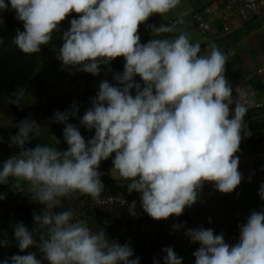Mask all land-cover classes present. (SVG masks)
I'll return each mask as SVG.
<instances>
[{
    "label": "clouds",
    "instance_id": "obj_1",
    "mask_svg": "<svg viewBox=\"0 0 264 264\" xmlns=\"http://www.w3.org/2000/svg\"><path fill=\"white\" fill-rule=\"evenodd\" d=\"M260 1L0 0V39L35 58L0 77V264H264V207L215 209L264 160L241 156L264 140L254 76H226L240 28L264 34Z\"/></svg>",
    "mask_w": 264,
    "mask_h": 264
},
{
    "label": "crops",
    "instance_id": "obj_2",
    "mask_svg": "<svg viewBox=\"0 0 264 264\" xmlns=\"http://www.w3.org/2000/svg\"><path fill=\"white\" fill-rule=\"evenodd\" d=\"M197 0H189V8L196 5ZM186 9H182L178 14L173 15L182 16L186 13ZM185 25L191 26L189 20H185ZM236 23V22H235ZM242 27V24L237 23ZM256 26L259 27V21L254 20L247 25L240 28L243 34V39H251L249 47H241L239 50V57L234 59L228 58L227 79L231 84H235L237 79L245 75H253V84L248 85L244 92L247 94V108L256 107L257 105L264 106V34L256 32ZM262 68L263 73L261 75H255V70ZM256 91V95L252 97L249 94L251 90ZM254 99V101H252ZM264 151V140L258 146L246 147L241 156L247 157L255 153ZM264 182V160L262 166L257 170V177L250 185H244L238 188L236 192L232 194H219L215 202L216 213L220 216L222 221L237 224L244 222V218L249 214L252 209L260 210L264 207V201H261L258 196V190L260 184ZM237 205H242L243 212L240 213L236 210ZM236 243V242H235ZM234 244V243H229Z\"/></svg>",
    "mask_w": 264,
    "mask_h": 264
},
{
    "label": "trees",
    "instance_id": "obj_3",
    "mask_svg": "<svg viewBox=\"0 0 264 264\" xmlns=\"http://www.w3.org/2000/svg\"><path fill=\"white\" fill-rule=\"evenodd\" d=\"M154 19L149 20L147 23L156 24V25H159L161 23L159 20H154ZM141 26H143L145 30H149L145 25H141ZM68 27L69 25L67 22H65L62 25V28L65 30ZM12 36H13V30L7 31L5 37L0 39L3 41L4 44L2 50L0 51V63L2 65L0 69V77H9L11 69L16 73L24 74L29 72L34 66V60H35L34 57L29 55L26 56L13 50L12 46L9 43V41L12 39ZM50 103L52 110L62 111L65 110L66 108L65 103H62L63 105H58L53 101H51ZM51 131L56 132L57 128L51 127Z\"/></svg>",
    "mask_w": 264,
    "mask_h": 264
},
{
    "label": "rangeland",
    "instance_id": "obj_4",
    "mask_svg": "<svg viewBox=\"0 0 264 264\" xmlns=\"http://www.w3.org/2000/svg\"><path fill=\"white\" fill-rule=\"evenodd\" d=\"M163 20L166 22V23H168V24H170V22H171V20H172V12L171 13H168V14H166V16L163 18ZM195 33L196 32H194V30L193 29H190L189 27L187 28V31H186V34H188L189 35V37H190V39H191V41L193 42V43H196L197 42V39H196V35H195ZM173 34H176V35H178V32L176 31L175 33H173ZM173 34H169V35H173ZM149 35H151V33L149 34ZM195 35V37H192V36H194ZM58 39V38H57ZM150 39H151V36H150ZM55 40V39H54ZM59 40V39H58ZM60 41V44H62V41L61 40H59ZM77 75H78V73H76L75 75H73V74H71V72L70 71H67L66 72V78L68 79V80H70V81H72L73 79H75L76 77H77ZM63 77V76H62ZM64 80L63 79H58L57 80V84H58V91H60V86L59 85H61L62 84V82H63ZM90 83H93V81L89 78V80H88ZM65 82V81H64ZM75 88L76 87H70V86H66L65 87V90H64V95L66 96V97H69L70 99H74V97H75V94H74V92H75ZM82 94V92H80V93H78V95L80 96ZM253 101V100H252ZM2 132V134H3V137H4V139H5V141H7V139H8V136L7 135H9V129L8 128H6L5 126H4V124H2L1 123V121H0V133ZM0 150H1V152L2 153H13L14 152V149H10L9 147H8V145H7V143H3V144H0ZM24 223H25V221H23ZM26 224V223H25ZM27 225V224H26Z\"/></svg>",
    "mask_w": 264,
    "mask_h": 264
},
{
    "label": "built area",
    "instance_id": "obj_5",
    "mask_svg": "<svg viewBox=\"0 0 264 264\" xmlns=\"http://www.w3.org/2000/svg\"><path fill=\"white\" fill-rule=\"evenodd\" d=\"M260 4H261V5H264V0H261V1H260Z\"/></svg>",
    "mask_w": 264,
    "mask_h": 264
}]
</instances>
